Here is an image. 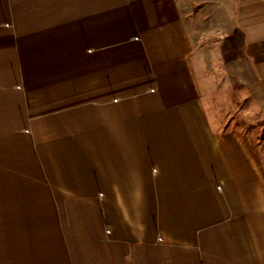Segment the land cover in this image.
I'll list each match as a JSON object with an SVG mask.
<instances>
[{"label": "crops", "instance_id": "1", "mask_svg": "<svg viewBox=\"0 0 264 264\" xmlns=\"http://www.w3.org/2000/svg\"><path fill=\"white\" fill-rule=\"evenodd\" d=\"M0 264H264V0H0Z\"/></svg>", "mask_w": 264, "mask_h": 264}, {"label": "rangeland", "instance_id": "2", "mask_svg": "<svg viewBox=\"0 0 264 264\" xmlns=\"http://www.w3.org/2000/svg\"><path fill=\"white\" fill-rule=\"evenodd\" d=\"M207 6L209 7V5ZM208 7L207 8L204 7L202 9L203 12H205L203 14H205L206 17L204 18V20L201 21V24H200V28L204 29L205 31H207L210 28L211 26L210 24H213L214 22H217V21H221V18L216 15L217 12H215L213 7L212 8H208ZM210 10H213V11H210Z\"/></svg>", "mask_w": 264, "mask_h": 264}]
</instances>
